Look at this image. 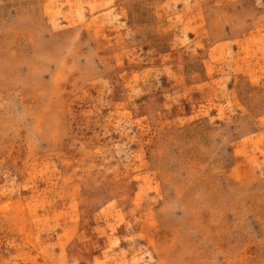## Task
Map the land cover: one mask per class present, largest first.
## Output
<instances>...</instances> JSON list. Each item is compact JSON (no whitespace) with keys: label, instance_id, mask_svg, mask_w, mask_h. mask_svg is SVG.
I'll list each match as a JSON object with an SVG mask.
<instances>
[{"label":"rangeland","instance_id":"1","mask_svg":"<svg viewBox=\"0 0 264 264\" xmlns=\"http://www.w3.org/2000/svg\"><path fill=\"white\" fill-rule=\"evenodd\" d=\"M0 264H264V0H0Z\"/></svg>","mask_w":264,"mask_h":264}]
</instances>
